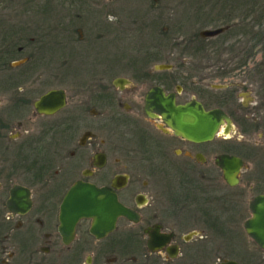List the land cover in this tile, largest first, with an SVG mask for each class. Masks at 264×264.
Here are the masks:
<instances>
[{
    "label": "flooded vegetation",
    "instance_id": "1",
    "mask_svg": "<svg viewBox=\"0 0 264 264\" xmlns=\"http://www.w3.org/2000/svg\"><path fill=\"white\" fill-rule=\"evenodd\" d=\"M58 16L63 18L59 12ZM81 19L77 14L72 26ZM233 26L226 25V32ZM29 28L28 24L7 25L9 42L0 46V55L6 59L26 55L22 66L16 60L6 64V59H0V107L6 105L0 108V255L10 245L20 247L18 254L0 258V264H11L17 256L25 259L30 236L51 228L67 251L59 259L61 264H91V253L86 252L82 262L81 253L98 243L97 255L105 256L111 236L117 240L114 250L135 247L141 264L176 260L202 264L208 255L221 250L223 234L229 232L222 226L223 212L230 211L223 204L235 209L244 191L253 192L247 206L251 215L250 203L264 195V83L247 91L252 98L247 96L245 103L238 95L246 84L240 89L223 84L218 92L195 88L179 69L169 72L172 66L160 71L149 66L151 53L139 57L134 52L127 57L124 52L113 54L108 51L109 40L103 59L97 60L102 65L76 68L71 91L59 86L46 89L50 80H32L45 72L41 48H33L36 41L30 37L36 31ZM168 33H161L162 40L156 44L166 48L167 58L174 57L177 47L184 46L180 56L189 54L186 49L198 41L197 36L179 41ZM104 37L114 39L106 33ZM17 42L23 46L16 47ZM14 62L16 68L11 66ZM247 82L253 86L250 76ZM191 90L198 97L188 94ZM49 91L62 92L64 106L53 114L38 112L36 102ZM154 91L176 107L199 105L204 112L218 110L225 118L211 140L192 141L171 128L161 108L147 104ZM224 157L241 162L234 185L224 179L223 169L233 168L223 162ZM77 183L106 189L136 221L119 216L114 231L97 239L90 232L92 220L83 219L76 224L71 241L64 243L59 232L60 206ZM241 184L244 193L223 194V187L235 190ZM22 200L28 202L24 212L15 205ZM82 223H88V229L79 235ZM243 230L255 244L244 224ZM50 235H43L46 244ZM49 249L40 248L43 253ZM216 260V264L236 262Z\"/></svg>",
    "mask_w": 264,
    "mask_h": 264
},
{
    "label": "rangeland",
    "instance_id": "2",
    "mask_svg": "<svg viewBox=\"0 0 264 264\" xmlns=\"http://www.w3.org/2000/svg\"><path fill=\"white\" fill-rule=\"evenodd\" d=\"M6 6L11 7V10H5ZM58 12L63 18L58 16ZM77 14L82 15V19L77 26H72L71 23ZM248 14H250L249 5L236 6L234 2L229 4L222 0H0V46L5 41L4 38L9 42V34L5 31L7 25L11 24L13 27L18 24H28L33 28L36 34L35 36L31 34L30 37L36 41L33 48H41L40 55L43 56L45 74L40 71L32 80L41 82L50 80L46 89L59 86L71 91L75 82L76 68L94 66V63L102 65L97 60L103 59L104 53L107 52L106 41L110 40L108 51L124 52L126 57L131 56L132 52L135 53L134 57H139L144 52L151 53L153 55L149 66L159 70L158 66L168 64L173 67L169 72H177L179 69L182 75L189 77L195 88L218 92L217 88L223 84H236L234 86L239 89L246 84L239 90L242 93L238 95L241 96L239 99H244L246 103L247 96L252 98L247 91L250 89V92H253V87L255 90L259 89L264 83V74L256 73L259 72L258 68L262 69V73L264 72V41L255 44L247 37H234L237 30L241 29L238 24L244 22L250 24V20L255 24L258 23L254 16L241 21ZM262 24L261 27L255 25L253 31L264 32V21ZM226 25H237V28L233 26L228 34L224 32L203 41L197 38L198 41L191 43L189 49H186L189 54L183 57L180 54L184 46L177 47L174 57L170 58L166 56V48L156 47L157 40L161 39L159 35L166 31L169 32L168 34L172 33L171 36L179 38V41H186L194 40L202 30H214ZM31 28L28 30L30 31ZM225 28L228 30V27ZM73 30H78V33H71ZM105 33L107 36H114V39L105 38ZM75 34L78 36L75 37ZM26 42L28 45L30 41ZM20 46H23V43L17 42L16 47ZM201 46L205 50L196 51ZM24 56L26 55L18 54L16 56L18 59L8 58L6 64L15 60L21 63ZM12 64L13 68L18 66L15 62ZM35 64L39 66V62ZM22 65L24 64L21 63ZM249 76L252 87L247 85ZM255 76L257 78H253ZM254 79L257 82L254 83ZM188 94L198 97L193 90ZM5 106L2 105L0 108ZM246 180L247 178L244 177V185ZM238 188L227 190L223 187V194L238 195L243 192L241 190L244 186L241 184ZM244 192V197L239 196L237 208L234 209L230 203L223 204L224 209H230L229 212H223L222 225L224 228H229V232L223 234L222 249L208 255L207 260L202 264H216V259L233 260L240 264H264V252L246 236L243 230L244 222L251 216L247 206L254 194L249 191ZM54 229L36 230L32 234L33 238L30 236L28 256L19 260L17 256L11 264H61L59 259L66 257L67 251L60 246ZM87 229L88 223H82L79 227V235L87 232ZM45 233L51 234L47 244L43 239ZM114 239L115 236H111L108 241L109 252L105 256L97 255L95 250L100 244L96 243L92 249H85L81 253L79 261H84L86 252H90L93 257L91 264H141L137 262L135 247L114 250L117 241ZM42 247L50 248L49 252H41ZM19 252L20 247L10 245L0 258H6L9 253ZM190 262V260L187 262L176 260L173 264H191Z\"/></svg>",
    "mask_w": 264,
    "mask_h": 264
},
{
    "label": "water",
    "instance_id": "3",
    "mask_svg": "<svg viewBox=\"0 0 264 264\" xmlns=\"http://www.w3.org/2000/svg\"><path fill=\"white\" fill-rule=\"evenodd\" d=\"M227 28L220 27L214 30H202L199 36L204 39L214 38L224 33ZM159 70H166L170 65L158 66ZM147 99L157 109L161 108L166 121L177 133L192 141H209L213 138L221 121L225 116L218 110L204 112L199 105L176 107L173 101L164 98L159 91H154ZM159 93V94H158ZM64 106V95L60 91H49L42 96L35 104L38 112L53 114ZM227 120V119H226ZM224 163H229L228 169H223L224 179L230 185L236 183V176L241 162L235 159L223 158ZM23 197V194L18 193ZM19 197V198H22ZM21 211L28 209V202L25 200L15 204ZM251 217L244 223L247 235L264 252V195L256 197L250 203ZM125 210L116 200V197L109 194L106 189H98L95 186L77 183L74 185L60 206L59 232L64 243H69L73 237L76 224L83 219H91L90 232L97 238L102 239L115 229L119 216H125L130 221L136 219L127 216ZM223 264H237L236 262H225Z\"/></svg>",
    "mask_w": 264,
    "mask_h": 264
},
{
    "label": "trees",
    "instance_id": "4",
    "mask_svg": "<svg viewBox=\"0 0 264 264\" xmlns=\"http://www.w3.org/2000/svg\"><path fill=\"white\" fill-rule=\"evenodd\" d=\"M222 1H226L229 4L230 3H235L236 6H242V5H249L250 6V14H248V16L244 19H241V21H245L248 19V17L253 18V16L255 17L256 21H258V23H254L251 22L250 20V24L249 23H242V24H238L240 25L239 27L241 29L237 30V34L234 37H247L250 42H254L255 44H259L260 42L264 41V32H259L256 31L254 32L253 29L255 27V25H257L258 27H261L264 21V0H222ZM259 16V17H258ZM258 17V18H257ZM235 27L237 28V25H235ZM229 32V31H228ZM228 32H226L228 34ZM225 33V34H226ZM198 39H201V41L205 40L200 38L197 35ZM4 42L1 44V46H6L8 44L7 39L4 38ZM205 49H203V47L201 46L200 49H196V51H204ZM251 49H250V55H251ZM6 55H0V59H6L5 58ZM259 69V73H262V69Z\"/></svg>",
    "mask_w": 264,
    "mask_h": 264
}]
</instances>
